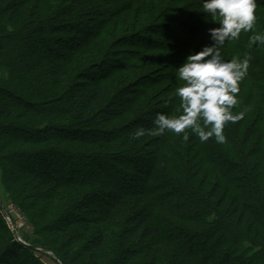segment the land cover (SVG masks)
Returning <instances> with one entry per match:
<instances>
[{"label": "trees", "instance_id": "16d2710c", "mask_svg": "<svg viewBox=\"0 0 264 264\" xmlns=\"http://www.w3.org/2000/svg\"><path fill=\"white\" fill-rule=\"evenodd\" d=\"M202 5L0 0V186L59 264H264V0L220 48L250 62L226 143L133 135L182 114L177 68L219 26ZM39 254L0 207V264Z\"/></svg>", "mask_w": 264, "mask_h": 264}, {"label": "clouds", "instance_id": "9594fccd", "mask_svg": "<svg viewBox=\"0 0 264 264\" xmlns=\"http://www.w3.org/2000/svg\"><path fill=\"white\" fill-rule=\"evenodd\" d=\"M257 6V0H203V12L219 26L209 29L213 43L200 51L193 50L177 68V79L184 83L174 95L181 102L182 114L170 117L157 113L153 119L155 130L140 128L133 134L135 139L171 132L183 134L188 140L186 130L191 129L201 142L214 138L218 144L226 143V125L244 116V112L234 113L233 109L239 104L240 83L247 77L250 62L247 57L224 60L220 48L227 41L238 40L242 32L254 29ZM250 43L264 44V36L253 35Z\"/></svg>", "mask_w": 264, "mask_h": 264}, {"label": "rangeland", "instance_id": "374dc122", "mask_svg": "<svg viewBox=\"0 0 264 264\" xmlns=\"http://www.w3.org/2000/svg\"><path fill=\"white\" fill-rule=\"evenodd\" d=\"M172 18H174V17H171L170 19H166V21L169 22L170 20H172ZM163 69H164V67H163ZM172 70L170 72H172ZM170 72L166 71V70L163 71L164 75L170 74ZM6 75H7L6 72H1V77H6ZM0 182H1V180H0ZM0 193L2 195V196H0V200L3 203L5 209L9 212L10 219H11L12 224L14 226V228L11 226L10 227L14 231V234H15V231H17L19 234V238H21V239L17 238V240H19L23 243L26 242L27 244H30L33 246L46 248L45 247L46 245H45V242H44L42 236L36 232L35 227L29 221V219L25 215V213L17 205H15L12 202L9 195L5 192L4 189H2L1 186H0ZM2 213H3V211H2ZM3 215H4V213H3ZM4 217H5V215H4ZM6 220H7V218H6ZM39 255L46 264H59L57 261H55L48 254L42 253Z\"/></svg>", "mask_w": 264, "mask_h": 264}, {"label": "water", "instance_id": "95a60500", "mask_svg": "<svg viewBox=\"0 0 264 264\" xmlns=\"http://www.w3.org/2000/svg\"><path fill=\"white\" fill-rule=\"evenodd\" d=\"M0 207H1L5 217L7 218V220L11 221L10 216H9V212L5 209V207H4L3 203L1 202V200H0ZM15 235L17 236V238H19V234H18L17 231H15ZM24 243L27 244L26 242H24ZM27 245L31 246L33 249H36V250H38V251H40L42 253L51 255L57 262H59L58 259L56 258V256L51 251H49V250H47L45 248H42V247L33 246V245H30V244H27Z\"/></svg>", "mask_w": 264, "mask_h": 264}, {"label": "built area", "instance_id": "2783aa9c", "mask_svg": "<svg viewBox=\"0 0 264 264\" xmlns=\"http://www.w3.org/2000/svg\"><path fill=\"white\" fill-rule=\"evenodd\" d=\"M8 222H9V225H10L11 227L14 228V226H13V224H12V221H9V220H8ZM20 239H21V238H20Z\"/></svg>", "mask_w": 264, "mask_h": 264}]
</instances>
